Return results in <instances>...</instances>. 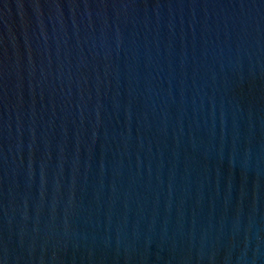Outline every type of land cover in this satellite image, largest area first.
Returning <instances> with one entry per match:
<instances>
[{"label":"water","instance_id":"water-1","mask_svg":"<svg viewBox=\"0 0 264 264\" xmlns=\"http://www.w3.org/2000/svg\"><path fill=\"white\" fill-rule=\"evenodd\" d=\"M0 264H264V0H0Z\"/></svg>","mask_w":264,"mask_h":264}]
</instances>
